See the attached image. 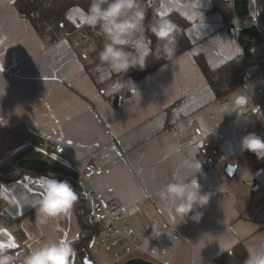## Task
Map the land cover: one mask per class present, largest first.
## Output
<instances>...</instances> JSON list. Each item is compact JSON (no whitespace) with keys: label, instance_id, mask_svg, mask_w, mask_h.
Returning a JSON list of instances; mask_svg holds the SVG:
<instances>
[{"label":"crops","instance_id":"obj_1","mask_svg":"<svg viewBox=\"0 0 264 264\" xmlns=\"http://www.w3.org/2000/svg\"><path fill=\"white\" fill-rule=\"evenodd\" d=\"M15 1L0 0V71L7 82L0 98V117L6 120L0 125V162L21 153L19 160L46 159L76 171V189L89 208L98 199L106 207L116 204L133 213L127 222L143 232L139 258L153 264H215L216 255L238 242L247 256L249 249H264V166L252 171L245 158L237 163L243 155L244 133L237 124L241 115L214 108L218 101L221 109L228 106H221L194 61L202 56L214 70L242 52L236 33L226 31L220 14L209 11L210 0L159 1L158 16L176 12L190 23L186 35L192 47L137 82L100 65L105 36L92 51L73 49L77 33L60 41L38 34L16 11ZM81 15L73 7L66 18L75 29L89 31L81 26ZM116 82L118 89L131 92L113 106ZM18 133L63 150H35ZM30 150L38 156H29ZM89 162L96 172L86 178L82 171ZM229 165L235 167L232 176L225 172ZM174 174L185 182L195 179L200 194L208 196L196 209L202 213L198 221L190 212L184 222L173 224L157 196L163 185L174 182ZM46 178L31 173L0 184V209L8 221L0 223V243L17 245L5 247L17 255L15 264H22L40 243L79 237L73 209L41 224L25 204L26 197L39 198L40 182ZM152 219L156 225L148 232ZM72 264L83 260L75 254Z\"/></svg>","mask_w":264,"mask_h":264},{"label":"clouds","instance_id":"obj_2","mask_svg":"<svg viewBox=\"0 0 264 264\" xmlns=\"http://www.w3.org/2000/svg\"><path fill=\"white\" fill-rule=\"evenodd\" d=\"M145 9L141 0H89L86 10H82L81 26H88L102 31L106 38L103 48L98 53L100 65L114 74H124L130 68H143L144 57L151 41L145 37ZM147 31L162 42V50L167 60L175 57L176 25L166 19L157 18ZM147 41V42H146ZM133 49L129 51L127 49ZM7 82L0 71V98L5 95ZM120 87L112 85L115 93ZM6 120L0 117V125ZM241 150H247L258 159L264 158V139L256 133H248L240 140ZM193 167L199 168V165ZM174 182L163 185L157 193L165 211L173 224L184 222L189 213L193 221H198L202 213L197 207H203L208 196L201 195L195 179L185 182L174 174ZM78 200V193L67 180L46 178L40 182L38 199L25 198V204L34 209L39 223L49 219L66 216ZM75 249L66 239L49 240L32 247L23 257L22 264H72ZM17 255L5 247H0V264H15ZM245 264H264V249H249Z\"/></svg>","mask_w":264,"mask_h":264},{"label":"trees","instance_id":"obj_3","mask_svg":"<svg viewBox=\"0 0 264 264\" xmlns=\"http://www.w3.org/2000/svg\"><path fill=\"white\" fill-rule=\"evenodd\" d=\"M210 3L211 9L209 11H215L220 14L225 23L231 18H235L236 21L240 22L242 30L236 33V40L242 51L263 50L264 0H210ZM88 4L89 0H16L14 7L22 17L30 20L38 34L46 36L47 33L52 32V39H57L59 33L71 32L75 29L66 18L67 11L73 7L86 10ZM141 4L145 9L144 35L151 43L149 44L148 53L144 57V67L130 68L127 72L128 77L133 82L139 81L170 61L164 56L162 42L157 41L147 31L148 26L161 17L156 14L154 6L147 4V0H141ZM162 17L172 21L176 25L175 35L177 43L175 45V57L188 51L192 47V43L186 35V29L190 23L176 12H170ZM194 61L216 98H224L229 92L243 86L246 81L238 71V64L235 59L226 62L214 70H209L202 56L195 57ZM224 87H227V90H224ZM130 92L125 87L118 89L115 94L110 96L113 101L112 105L116 106L121 99L129 96ZM240 121L242 122V126L245 127L244 135L256 133L261 139H264V127L254 115L243 114L240 116ZM242 152L246 165L250 170L255 171L264 166V158L258 159L255 154L247 150H242ZM20 157L21 153H18L0 162V184L14 182L26 174L16 165ZM41 175L58 180H67L78 193V200L72 209L75 213L80 233L79 237L70 241V243L80 260L88 258V260L92 261L87 245L91 240L100 235V229L93 223L91 210L86 205L83 195L76 189L79 179L71 180L58 175ZM246 258V249L242 242H238L229 250L216 255L213 261L215 264H243Z\"/></svg>","mask_w":264,"mask_h":264},{"label":"built area","instance_id":"obj_4","mask_svg":"<svg viewBox=\"0 0 264 264\" xmlns=\"http://www.w3.org/2000/svg\"><path fill=\"white\" fill-rule=\"evenodd\" d=\"M160 0H147L149 6H156ZM226 26L231 28L235 33H238L242 28L238 25L235 18L226 22ZM87 27V26H86ZM90 28V27H89ZM77 33L78 39L72 41L73 49H80L83 47L84 51H92L96 47V42L103 37L99 26L90 28L87 31L84 28H76L73 31L63 32L62 37H58L56 41L70 38ZM47 37L52 38L53 33H47ZM46 37V38H47ZM129 51H134L129 48ZM238 64V71L242 74L245 80L254 78L257 80L259 86L256 94L264 98V50H254L244 52L236 58ZM227 90V87H224ZM222 107H227L228 102L222 101ZM240 132H245V127L241 126ZM18 137L24 140L30 147L36 150L50 154L55 152L60 154L63 148L59 145H52L45 143L42 140L35 139L25 133H18ZM96 172L95 164L89 162L83 168V175L86 178L93 176ZM90 210L93 216V223L99 227L102 241L109 247L111 255V264H124L128 260L139 258V254L143 249L142 231L132 227L127 221L133 216L131 211H124L118 205L111 204L106 207L100 200L93 199L90 203ZM0 209V223L5 224L8 221L2 216ZM156 220L152 219L146 226L148 232H153ZM20 238V236H18ZM99 248L98 245L94 249Z\"/></svg>","mask_w":264,"mask_h":264},{"label":"rangeland","instance_id":"obj_5","mask_svg":"<svg viewBox=\"0 0 264 264\" xmlns=\"http://www.w3.org/2000/svg\"><path fill=\"white\" fill-rule=\"evenodd\" d=\"M224 28L227 31V28L229 27H224ZM262 49L264 50V44H262ZM78 50H81V49H78ZM256 90H257V84L255 80L254 79L247 80L245 81L243 86H241L240 88L236 90L229 92L223 99H221L222 101L227 100L228 107L226 109H221L219 107V104H218L219 101L214 103V108L215 109L218 108L220 111L221 110L228 111L230 114H233L236 116L243 115L245 113H248L249 115L252 114L258 120V122L262 126H264V105H263L264 98L258 96L256 94ZM239 97L245 98V104L241 107L234 108L233 107L234 101ZM254 110L257 111L256 114L253 113ZM237 124H238V127L242 125L241 121H238ZM28 155L38 156V153H36V151L34 150H30L28 152ZM232 160L233 158L231 159V161ZM242 162H244L243 155L242 157H240L237 163L243 164ZM255 196H257V194H255ZM262 196L264 197V194H262ZM97 245L99 248L94 249V247ZM87 248H88V252L90 253V256L92 257V259H94L95 264H111L112 263L110 249L103 245L102 238L100 236H97L96 238L91 240L88 243Z\"/></svg>","mask_w":264,"mask_h":264},{"label":"water","instance_id":"obj_6","mask_svg":"<svg viewBox=\"0 0 264 264\" xmlns=\"http://www.w3.org/2000/svg\"><path fill=\"white\" fill-rule=\"evenodd\" d=\"M245 104V98L239 97L234 101L233 107L238 108ZM16 165L26 174H48V175H58L67 177L71 180H76L79 177V174L74 170H68L59 165L52 164L46 159H21L16 162ZM235 167L227 166L225 172L228 176L234 174ZM83 264H93L88 258L83 259ZM124 264H153L150 261L144 260L142 258H134L128 260Z\"/></svg>","mask_w":264,"mask_h":264},{"label":"snow or ice","instance_id":"obj_7","mask_svg":"<svg viewBox=\"0 0 264 264\" xmlns=\"http://www.w3.org/2000/svg\"><path fill=\"white\" fill-rule=\"evenodd\" d=\"M0 247L14 248V247H17V245L15 243H8L7 245L0 243Z\"/></svg>","mask_w":264,"mask_h":264}]
</instances>
